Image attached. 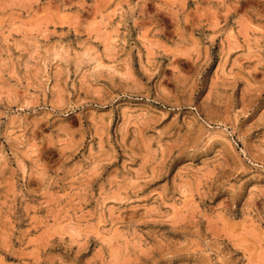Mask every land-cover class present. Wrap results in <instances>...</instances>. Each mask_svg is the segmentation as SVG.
Here are the masks:
<instances>
[{"label": "rangeland", "instance_id": "374dc122", "mask_svg": "<svg viewBox=\"0 0 264 264\" xmlns=\"http://www.w3.org/2000/svg\"><path fill=\"white\" fill-rule=\"evenodd\" d=\"M0 264H264V0H0Z\"/></svg>", "mask_w": 264, "mask_h": 264}]
</instances>
